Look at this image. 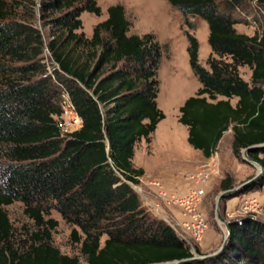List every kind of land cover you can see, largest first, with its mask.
I'll return each mask as SVG.
<instances>
[{
	"label": "trees",
	"instance_id": "16d2710c",
	"mask_svg": "<svg viewBox=\"0 0 264 264\" xmlns=\"http://www.w3.org/2000/svg\"><path fill=\"white\" fill-rule=\"evenodd\" d=\"M167 1L209 26V68L198 62V41L187 33L201 84L179 107L187 142L205 158L229 127L235 156L264 143V0ZM246 2L260 8L253 35L238 33L231 14ZM83 11L101 14L97 0H0V264H80L52 244L57 221L45 219L51 209L79 229L70 235L86 264L188 259L185 241L142 205L132 186L144 173L132 164L135 146L150 142L165 117L156 101L161 47L151 33L129 34L121 4L108 6L86 37L78 32ZM241 66L250 69V82ZM63 89L82 119L70 133L57 124ZM261 154L264 148L248 152L264 168ZM230 187L229 179L221 181V189ZM263 187L264 174L244 190ZM14 201L37 229L17 247L4 210ZM229 229L219 256L180 264H264V222L245 217L229 221Z\"/></svg>",
	"mask_w": 264,
	"mask_h": 264
},
{
	"label": "rangeland",
	"instance_id": "374dc122",
	"mask_svg": "<svg viewBox=\"0 0 264 264\" xmlns=\"http://www.w3.org/2000/svg\"><path fill=\"white\" fill-rule=\"evenodd\" d=\"M97 3L101 8V14L96 15L83 11L80 14L82 28L78 32L90 37L93 27L106 19L107 7L121 4L131 23L129 34L151 33L161 47L157 70L159 86L156 101L165 117L158 123L151 141L146 142L142 138L134 149L133 162L136 165L139 164L138 166L142 167L144 173L140 183L132 186L139 195L142 205L153 216L161 218L171 225L180 238L183 240L186 238L184 241L192 255L211 253L220 246L227 233L225 221L253 217L264 222V187L247 191L243 188L235 195L222 199L217 207L218 195L224 191L220 188L223 179L230 180L231 187L228 189L235 188L253 177L258 168L249 163L243 153L240 156L233 154L230 144L231 127L224 132V138L212 156L205 158L200 150L194 149L187 142V127L178 121L179 107L188 97L194 96L201 85L189 62L187 33L194 35L198 41V62L209 68L207 60L211 54V47L208 42L209 26L207 21L199 16H188L186 19L167 0H97ZM219 6L221 8L222 3H219ZM259 12L260 8L256 2L242 3L234 8L231 14L237 20L234 24L235 30L238 33L253 35L258 30L256 18L259 16ZM36 23L39 25V21ZM45 34L48 36L47 29ZM46 55H48L46 60L49 67L52 68L47 51ZM53 66L55 67V65ZM250 73L247 66L239 67V74L248 82L251 80ZM236 100L237 98L233 97L231 103L234 105ZM194 154L197 155L194 156ZM260 156L264 157V154ZM194 158L195 166L192 164ZM212 159L215 161L217 173L210 177L206 186V194L199 207V211L206 217L208 224L201 239L195 240L182 227V210L170 201V197L171 195L184 194L189 187V181L186 179L187 174L197 171L204 164L210 163ZM182 160L189 161L188 171L182 173L179 181L168 180L173 176V173L177 172L178 165H185L180 164ZM149 179L160 183L163 191L167 192V198H162L157 193L158 186L153 183L155 181L147 184ZM145 196H148V200ZM253 199H256L258 206L255 210L249 211L247 207ZM23 209L24 205L20 201H14L4 206L13 227L14 247L26 241L31 233L37 230L34 222L25 215ZM175 213L182 217L180 222H175ZM48 218L57 221L56 227L51 231L52 244L61 253L76 257L80 264H86L85 257L80 252V243L75 242L70 235L72 229L77 227L66 222L55 209H51L48 214H45V219ZM208 230L213 233L205 243L204 236ZM104 238L105 236L102 238V242Z\"/></svg>",
	"mask_w": 264,
	"mask_h": 264
},
{
	"label": "built area",
	"instance_id": "2783aa9c",
	"mask_svg": "<svg viewBox=\"0 0 264 264\" xmlns=\"http://www.w3.org/2000/svg\"><path fill=\"white\" fill-rule=\"evenodd\" d=\"M61 115L57 118V124L63 133H70L79 129L82 125V119L78 115L74 104L70 100L66 90L61 91L60 100ZM215 161L204 164L197 171L187 174L186 179L189 181V187L184 194L179 196L171 195L170 201L178 205L182 210L183 220L182 227L187 230L193 239L200 240L204 230L207 228V219L199 211L200 204L206 194V186L213 174L217 173ZM158 186V194L162 198H167V192L163 191L158 181L153 182ZM256 199L250 201L247 207L249 211L257 207ZM186 238H184L185 240Z\"/></svg>",
	"mask_w": 264,
	"mask_h": 264
},
{
	"label": "water",
	"instance_id": "95a60500",
	"mask_svg": "<svg viewBox=\"0 0 264 264\" xmlns=\"http://www.w3.org/2000/svg\"><path fill=\"white\" fill-rule=\"evenodd\" d=\"M264 148V143H261V144H255V145H252L250 147H247L245 149L242 150V153L245 157V159L257 166V172L255 173V175L253 177H251L250 179L244 181L243 183H241L239 186L235 187V188H231V189H226L224 191H222L219 195H218V198H217V207L219 206V203L222 199H226L228 197H231L233 195H235L237 192H239L240 190H242L243 188L253 184L254 182H256L257 180H259L263 174H264V168L262 166V164L255 158L251 157L248 155V152L251 151V150H256V149H263ZM221 220H223L222 217H220ZM225 226H226V230H227V233L225 234L220 246L212 251L211 253H207V254H203V255H200V254H196V255H193L192 257L188 258V259H184V260H178V261H173V262H165V263H154V264H180V263H183V262H186V261H192V260H204V259H207V258H215L217 256H219L223 250L226 248L228 242H229V239H230V235H231V232H230V229H229V222H224Z\"/></svg>",
	"mask_w": 264,
	"mask_h": 264
},
{
	"label": "crops",
	"instance_id": "0c3cea01",
	"mask_svg": "<svg viewBox=\"0 0 264 264\" xmlns=\"http://www.w3.org/2000/svg\"><path fill=\"white\" fill-rule=\"evenodd\" d=\"M221 98H224V97H222L221 96ZM187 134H188V131H187ZM224 138V134H223V136H222V138L220 139V142L219 143H221V141H222V139ZM186 140H187V138H186ZM231 142H232V135L230 136V144H231ZM218 147H219V144H218ZM201 154H202V152H201ZM197 154H194V156H196ZM134 157H135V152H134V156H133V158H132V164H133V166L135 167V168H142L141 166H138L139 164H135L134 162H133V160H134ZM181 162V161H180ZM185 164V165H178V168H177V172L176 173H173V176H171V178H169L168 180H170V181H172L173 179L175 180V181H179V179H180V177H181V175H182V173H185L186 171H188L187 169H189V161H186V160H182V162L180 163V164ZM194 166H195V158H194V160H193V163H192ZM141 179H142V176H140L139 177V181H141ZM151 181H156V180H152V179H149L148 181H147V184L148 183H151ZM160 181V180H159ZM140 183V182H139ZM187 184V183H186ZM154 185V184H153ZM143 186V185H142ZM186 187H187V185H186ZM149 188H150V185H149ZM153 196V195H152ZM146 197V199L148 200V196H145ZM147 202V201H146ZM174 218L176 219V221L175 222H180L181 220H182V217L179 215V214H177V213H175L174 214ZM212 231L211 230H208L206 233H205V236H204V242L205 243H207L208 242V240H209V238H210V236H212ZM205 238H207V240H205Z\"/></svg>",
	"mask_w": 264,
	"mask_h": 264
}]
</instances>
